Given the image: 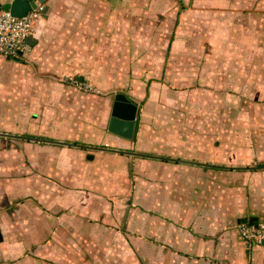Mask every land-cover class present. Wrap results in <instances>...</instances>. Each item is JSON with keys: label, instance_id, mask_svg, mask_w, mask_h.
Returning a JSON list of instances; mask_svg holds the SVG:
<instances>
[{"label": "crops", "instance_id": "obj_1", "mask_svg": "<svg viewBox=\"0 0 264 264\" xmlns=\"http://www.w3.org/2000/svg\"><path fill=\"white\" fill-rule=\"evenodd\" d=\"M170 2L44 0L30 53L0 54V264H264L239 233L264 222V0ZM201 10L224 26L203 55L186 46ZM173 73L203 76L185 133L155 114ZM65 75L128 93L133 137L108 131L111 97ZM236 90L252 112L234 111Z\"/></svg>", "mask_w": 264, "mask_h": 264}, {"label": "rangeland", "instance_id": "obj_2", "mask_svg": "<svg viewBox=\"0 0 264 264\" xmlns=\"http://www.w3.org/2000/svg\"><path fill=\"white\" fill-rule=\"evenodd\" d=\"M158 1L160 3H163L166 1V3L172 4V2H170L172 0H158ZM176 1L179 3V5H180L179 7L182 9L184 7L194 8V7H196V3L201 4L200 7H198L199 9H203L205 7V3H207V2H205L206 0H176ZM225 1H227V3H231V0H224V4H225ZM171 8L172 7H169V9H171ZM198 8H196V11ZM171 10H173V9H171ZM214 14L216 15V12H214ZM194 15H196L197 18H194ZM185 20L187 23H189L191 25V31L188 32V33H190V35L189 34L187 35L188 41H186L188 43V45H186V46L188 47V49H190L193 52L194 51H196V52L201 51V55H203L204 53H207V50L208 51L212 50L209 47V46H212V45H210L211 42L214 41L216 43V42L222 40V38L224 37V35L221 33V30L224 26L222 24L216 23L215 21H212L211 14L206 13L204 10H201L199 13H196V14L191 12L190 14H188L187 17H185ZM176 35H177V32L175 31V32L171 33L170 35H167V37H168V39H171V42H172L176 38L175 37ZM199 36L203 37L202 47H200L198 45L195 46L196 43L193 40V38L195 39V37H199ZM228 41H229L230 47H232L233 46V40L228 39ZM206 42H208V44H206ZM169 46H171V43L168 44V47H167V50L165 51V53H167V56H168V53L170 55H174L175 51H172L170 49L171 47H169ZM214 46H216V45H214ZM191 47H192V49H191ZM190 50H188L187 52H189ZM172 57L173 56L167 57V58H165V60L168 61L169 58H172ZM217 57H219V56H217ZM220 62H221V60H215V64L219 63V71H217L218 75L216 77L218 79H221L222 75H224V72L220 69V64H221ZM174 72L176 73L177 70L175 69ZM154 76H156V79L158 77H161L159 74H156ZM196 76L197 75L186 76V78H184V79L182 77H179V79H181V81L179 82L178 77L176 75H174V73L169 74L166 77H163V81H162L164 84H167V87H164V88L159 87L158 92L155 93V95L157 94V97L154 98V101L160 100L159 105L156 109L157 111L155 112V114H158L161 117H166L164 119H167L170 116L175 117V120H174L175 123L174 124L177 128H180L182 130L181 131L182 133H185L189 127L187 125V119L186 118L196 116L198 114L197 112L199 111V109L204 107V105L202 107L201 106L199 107L198 105L194 106L193 104H195L194 103L195 98L192 95H190L189 86L193 85V84H198V82L200 84L201 79L203 78V76H201V75H198L197 77ZM195 78H197L198 80H196ZM208 78L212 79L211 76ZM208 78L206 79V81L210 80ZM74 79H78V78L75 75H65L63 77H60V82L69 84V85L75 87L78 91H81L86 95H92V96L94 95V96H97V97L102 98V99H106V98L111 97V99L113 101H114L115 95L119 92V90H121V89H119V90H108L107 88L105 89L104 87H100L97 84H94L91 80H82L83 82L90 84L92 87V88L86 90V89L80 88L79 85L74 83L73 82ZM181 83H183L184 87H186V88L179 89V86ZM202 83L204 85H206L207 82H204V80H203ZM121 92L125 93L129 97V94L126 93L125 91H121ZM221 94H222V92L220 91L218 94H216V97L221 96ZM232 94H234L236 97L239 94L238 99H242L241 102H239V100L237 99L236 103L238 104V106H236L235 110L231 109V111H230L232 115H233L234 111H241L242 109H244V112L247 114L252 112L253 107L251 105L246 104V102L249 103L250 99H252L251 98L253 95L252 92L250 93L251 95H249V98L246 97L247 94H245L243 96V94L238 93L237 90L235 91V93H232ZM169 98H172V99H169ZM179 100L183 101V102H180ZM187 103H189V104H187ZM185 106H186V108H185ZM230 107H232V105ZM233 107H234V104H233ZM111 109H112V106L109 104V107H107V112H108L109 117H110ZM259 110H260V112L261 111L264 112V104H262V103L260 104ZM140 111H141V108L139 109V112ZM152 111H154V108L152 109ZM202 115L204 116L205 112ZM232 115L230 117H232ZM181 119H184V120L180 123V126H179L178 122ZM184 121H185V123H184ZM220 121H222V120H220ZM167 126L170 127V124H168ZM173 126L174 125H171V127H173ZM222 126H223L224 130H227L230 125L226 122V124L223 123ZM257 130L260 132H264V123H262L260 128Z\"/></svg>", "mask_w": 264, "mask_h": 264}, {"label": "built area", "instance_id": "obj_3", "mask_svg": "<svg viewBox=\"0 0 264 264\" xmlns=\"http://www.w3.org/2000/svg\"><path fill=\"white\" fill-rule=\"evenodd\" d=\"M44 5L23 17H15L8 11H0V54L16 59H24L32 49L27 43L37 33V26L43 16ZM82 89L92 88L79 79L73 81ZM239 233L249 247L262 244L264 241V222H244L239 225Z\"/></svg>", "mask_w": 264, "mask_h": 264}, {"label": "water", "instance_id": "obj_4", "mask_svg": "<svg viewBox=\"0 0 264 264\" xmlns=\"http://www.w3.org/2000/svg\"><path fill=\"white\" fill-rule=\"evenodd\" d=\"M42 3L44 0H12L9 3L0 4V11H8L15 17H23L28 12L37 9ZM45 11L46 9L43 12ZM26 41L31 45L35 42L32 38H28ZM138 112V103L132 101L125 93H117L112 104L108 131L114 135L131 139L136 129ZM244 222H248V220L246 219Z\"/></svg>", "mask_w": 264, "mask_h": 264}]
</instances>
